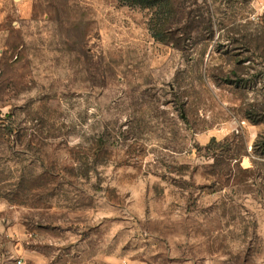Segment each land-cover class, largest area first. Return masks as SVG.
<instances>
[{
  "label": "rangeland",
  "instance_id": "1",
  "mask_svg": "<svg viewBox=\"0 0 264 264\" xmlns=\"http://www.w3.org/2000/svg\"><path fill=\"white\" fill-rule=\"evenodd\" d=\"M261 13L0 0V264H264Z\"/></svg>",
  "mask_w": 264,
  "mask_h": 264
},
{
  "label": "trees",
  "instance_id": "2",
  "mask_svg": "<svg viewBox=\"0 0 264 264\" xmlns=\"http://www.w3.org/2000/svg\"><path fill=\"white\" fill-rule=\"evenodd\" d=\"M246 118L251 121L254 125H257V124H260V123H263L264 122V119L263 118H260V119H255L253 118L252 116L248 115L247 113V116ZM0 128H13V125L12 124H9V125H5V123H2L0 125ZM216 141L215 140H212L211 144H215ZM255 154H259L260 156L264 157V135H260L254 145V148H253Z\"/></svg>",
  "mask_w": 264,
  "mask_h": 264
},
{
  "label": "built area",
  "instance_id": "3",
  "mask_svg": "<svg viewBox=\"0 0 264 264\" xmlns=\"http://www.w3.org/2000/svg\"><path fill=\"white\" fill-rule=\"evenodd\" d=\"M257 1H258V5H259L262 13L260 15H257L256 17H254V19L264 16V0H257ZM18 264H21V262L19 261Z\"/></svg>",
  "mask_w": 264,
  "mask_h": 264
}]
</instances>
